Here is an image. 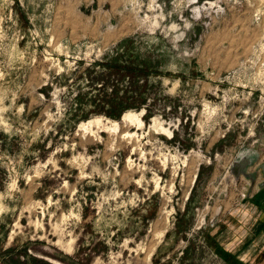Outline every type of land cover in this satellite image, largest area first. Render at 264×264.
Returning <instances> with one entry per match:
<instances>
[{"label": "rangeland", "instance_id": "rangeland-1", "mask_svg": "<svg viewBox=\"0 0 264 264\" xmlns=\"http://www.w3.org/2000/svg\"><path fill=\"white\" fill-rule=\"evenodd\" d=\"M129 46L150 116L93 113ZM0 264H264V0H0Z\"/></svg>", "mask_w": 264, "mask_h": 264}, {"label": "trees", "instance_id": "trees-1", "mask_svg": "<svg viewBox=\"0 0 264 264\" xmlns=\"http://www.w3.org/2000/svg\"><path fill=\"white\" fill-rule=\"evenodd\" d=\"M118 51L114 56L106 57L101 63H95L94 66L86 69L90 80L88 81L90 82L88 83L89 92H96L91 95L88 104L93 113L103 114L115 120L120 119L125 111L139 110L144 106L146 108L145 118H147L150 116L145 97L147 80L149 76L157 75L156 69L148 57L140 56L132 46ZM97 66L99 69L95 70L94 67ZM123 80H127V86L120 89L119 82ZM85 94L89 95L87 92ZM81 97V93L76 95L77 105L72 109L74 122L86 118L84 115L77 117L83 106ZM177 225V229H181L182 221Z\"/></svg>", "mask_w": 264, "mask_h": 264}]
</instances>
